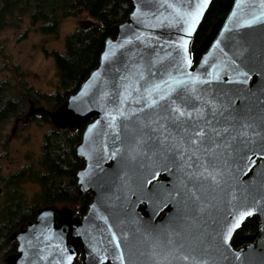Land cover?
<instances>
[{
    "label": "water",
    "instance_id": "1",
    "mask_svg": "<svg viewBox=\"0 0 264 264\" xmlns=\"http://www.w3.org/2000/svg\"><path fill=\"white\" fill-rule=\"evenodd\" d=\"M131 2L79 89L35 111L83 130L74 176L92 202L82 217L39 208L11 235L6 263L264 264V0H234L197 62L193 39L213 0ZM250 217L259 235L235 247ZM127 241L150 253H119Z\"/></svg>",
    "mask_w": 264,
    "mask_h": 264
},
{
    "label": "trees",
    "instance_id": "2",
    "mask_svg": "<svg viewBox=\"0 0 264 264\" xmlns=\"http://www.w3.org/2000/svg\"><path fill=\"white\" fill-rule=\"evenodd\" d=\"M233 3L234 0H213L193 39L191 52L194 62L215 40ZM131 11V0H3L0 7V35L8 28L22 25L28 16L32 25L39 26V31L46 35H58L61 23L70 17L87 14L97 22L89 29L77 28L70 33L66 37L64 54L55 52L59 88L51 100L53 106L58 107L79 89L90 72L99 65L105 41L111 35L110 28L124 22ZM0 56L6 57L2 45ZM0 65L1 72L6 65ZM20 84L14 80L0 83V147L5 146L10 118L25 113L27 104L22 99V91H30L29 98L39 99L38 91L27 87L23 81ZM82 131L53 128L45 136L40 158L6 177L1 170L5 156L0 154V186L9 196L6 200L9 206L2 215L9 221L0 224V253L7 247L5 244L3 248L2 244L8 241L9 236L35 215L37 204L61 208L70 206L80 217L87 212L92 195H78L79 187L74 176L84 166L83 159L74 152V146L81 141ZM27 183H36L40 187L31 202L32 207L23 206L27 200L20 194ZM258 235L259 222L256 217H250L235 233L233 245L239 247L253 242ZM6 252L11 250L6 249Z\"/></svg>",
    "mask_w": 264,
    "mask_h": 264
},
{
    "label": "rangeland",
    "instance_id": "3",
    "mask_svg": "<svg viewBox=\"0 0 264 264\" xmlns=\"http://www.w3.org/2000/svg\"><path fill=\"white\" fill-rule=\"evenodd\" d=\"M84 19H90V17L82 14L63 20L58 35L40 34L31 28L28 18L21 30L2 32L0 45L4 46L6 57L0 56V59L1 63L7 67L0 72V82L24 81L40 94L55 93L59 88V77L53 54L54 52L65 53L66 37L79 28V21ZM26 30L27 34L23 35L22 33ZM14 124L10 122L7 125L5 146L0 147V154L5 156L2 170L5 176L16 173L22 167L38 160L46 133L55 128L54 125L46 124V122L42 125L30 122L25 126L20 123L15 136L10 139ZM22 188L27 202H32L34 196L40 191L36 183H27Z\"/></svg>",
    "mask_w": 264,
    "mask_h": 264
},
{
    "label": "flooded vegetation",
    "instance_id": "4",
    "mask_svg": "<svg viewBox=\"0 0 264 264\" xmlns=\"http://www.w3.org/2000/svg\"><path fill=\"white\" fill-rule=\"evenodd\" d=\"M2 1L3 0H0V7H1V5H2ZM26 18H28L29 20H30V18H29V16L28 17H26ZM26 20V19H25ZM30 23H31V20H30ZM24 24H25V22L22 24V25H20V26H18L17 28H15V27H11V28H8L7 30H21L23 27H24ZM31 28H33L34 30H36L37 32H39L40 34H42L40 31H39V26H34V25H32V23H31ZM5 31V30H4ZM3 31V32H4ZM27 30H26V32L24 31L22 34L24 35V34H27ZM43 35H46V34H43ZM51 35H56V34H50V35H46V36H51ZM53 56H54V58H55V52H54V54H53ZM2 62V60L0 59V63ZM6 67H7V65H6ZM5 81H8V80H4V81H2V82H5ZM17 82H15V83H17V84H19L20 86H21V84L20 83H22V81H18V80H16ZM2 82H0V83H2ZM24 82V81H23ZM24 83H26V82H24ZM26 85H27V87H29V88H32V89H34L33 87H31L29 84H27L26 83ZM58 91V89L55 91V93H52V94H39L38 96H39V99L37 98V99H33V98H29L28 96H29V94H30V91L29 92H27V91H22V99L24 100V102H26V104L28 105V107H25V113H23V115H19L17 118H15V117H11L10 118V122H14L15 124H14V127H13V129H12V133H11V137H10V139L11 138H13V136H15V132L18 130V127H19V124L20 123H22L24 126L26 125V124H28V123H32V122H36V123H38V124H44V122H46V124H52V125H54V123L52 122V120L50 119V117L48 116V115H41L40 113H35V111L37 110V109H39V108H43V109H45L46 111H50V112H52V111H54L57 107H54L53 106V104H52V100H51V98L56 94V92ZM27 95V96H26ZM49 98V99H48ZM27 108H28V110H27ZM33 108V110H32V112H31V109ZM27 110V111H26ZM9 122V123H10ZM8 123V124H9ZM55 126V125H54ZM56 127V126H55ZM66 129V128H65ZM68 129H70V128H68ZM70 130H72V129H70ZM47 134V133H46ZM9 139V140H10ZM6 141V140H5ZM23 168V167H22ZM21 168V169H22ZM1 170H3V166H2V169ZM20 170V169H19ZM18 170V171H19ZM2 175L3 176H5L4 174H3V172H2ZM8 176V175H7ZM6 177V176H5ZM24 190H23V188L20 190V194H23L24 192H23ZM25 197V196H24ZM35 197V196H34ZM7 199H9V196L7 197L6 195H5V191H4V187L3 186H1L0 187V224H4V223H7L9 220L7 219V218H3V216L2 215H4V213L6 212V209L8 208V206H9V204L7 203ZM38 205V207L35 209V215L32 217V218H29L28 219V221L26 222V224H22V225H20V227L16 230V231H18L21 227H26L27 226V223L29 222V221H31V220H34L35 218H36V216H37V210L39 209V208H42V207H44V206H46V205H43V206H39V205H41V204H37ZM22 206V205H21ZM24 207H26V206H33V204H31V202H25L24 203V205H23ZM58 207V206H57ZM59 208H61V207H59ZM32 215H29V217H31ZM15 232V231H14ZM13 232V233H14ZM12 233V234H13ZM11 234V235H12ZM11 235L9 236V238H8V241H6V242H4L3 244H2V247L4 248V245L5 244H7V247L4 249V251L3 252H1L0 254V261L2 262V264H7L6 263V258L9 256V255H11V254H15L16 252H17V245H18V243H17V241L16 240H13V239H11ZM134 247H136V245L134 244V243H132V242H130V241H127V242H119L118 243V248H119V250H118V252L119 253H123V252H129V253H132V252H141L139 249H140V247H141V249H142V253L145 255V256H148V254L150 253V249H151V245L148 243V242H144V243H142L141 245H137V249H133ZM6 249H10L11 250V252H9V253H7L6 252ZM7 253V254H6ZM122 261V260H121ZM125 261H131V260H125ZM132 262V261H131ZM145 264H148L149 263V260H148V258H146L145 259ZM106 264H113L110 260H108L107 262H106Z\"/></svg>",
    "mask_w": 264,
    "mask_h": 264
},
{
    "label": "snow or ice",
    "instance_id": "5",
    "mask_svg": "<svg viewBox=\"0 0 264 264\" xmlns=\"http://www.w3.org/2000/svg\"><path fill=\"white\" fill-rule=\"evenodd\" d=\"M204 3H207V0H204ZM203 5L198 6L197 10L193 13H190L189 15L191 16V20L192 23H195V19L196 17L199 15V8H201ZM190 30V29H189ZM176 83H179V81H177ZM158 87V86H157ZM177 111L179 112V110L177 109ZM181 116L185 115L184 113L180 112L179 113ZM196 137H200L202 135V133L197 132L194 134ZM191 144L195 145L196 144V140L195 139H190L189 141ZM245 214H250V213H245ZM242 218V217H241Z\"/></svg>",
    "mask_w": 264,
    "mask_h": 264
}]
</instances>
